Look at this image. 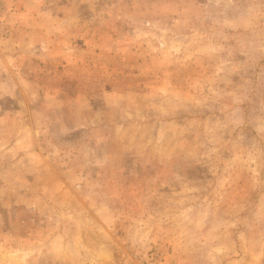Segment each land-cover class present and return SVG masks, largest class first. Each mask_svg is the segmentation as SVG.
I'll list each match as a JSON object with an SVG mask.
<instances>
[{
	"label": "rangeland",
	"instance_id": "rangeland-1",
	"mask_svg": "<svg viewBox=\"0 0 264 264\" xmlns=\"http://www.w3.org/2000/svg\"><path fill=\"white\" fill-rule=\"evenodd\" d=\"M0 264H264V0H0Z\"/></svg>",
	"mask_w": 264,
	"mask_h": 264
}]
</instances>
